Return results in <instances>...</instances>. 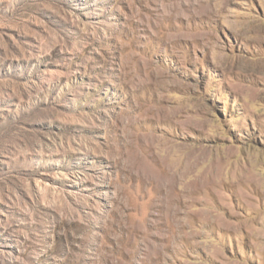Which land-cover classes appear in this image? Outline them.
<instances>
[{"label":"rangeland","instance_id":"374dc122","mask_svg":"<svg viewBox=\"0 0 264 264\" xmlns=\"http://www.w3.org/2000/svg\"><path fill=\"white\" fill-rule=\"evenodd\" d=\"M0 264H264V0H0Z\"/></svg>","mask_w":264,"mask_h":264}]
</instances>
